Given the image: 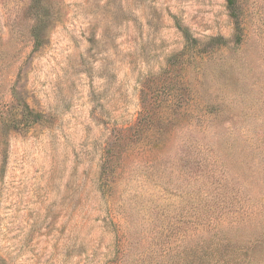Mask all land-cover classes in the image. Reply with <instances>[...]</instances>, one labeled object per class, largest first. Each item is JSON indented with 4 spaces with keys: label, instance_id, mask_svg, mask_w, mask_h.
<instances>
[{
    "label": "rangeland",
    "instance_id": "374dc122",
    "mask_svg": "<svg viewBox=\"0 0 264 264\" xmlns=\"http://www.w3.org/2000/svg\"><path fill=\"white\" fill-rule=\"evenodd\" d=\"M237 4L241 46L227 0H0V264H206L205 205L264 211V0Z\"/></svg>",
    "mask_w": 264,
    "mask_h": 264
},
{
    "label": "trees",
    "instance_id": "16d2710c",
    "mask_svg": "<svg viewBox=\"0 0 264 264\" xmlns=\"http://www.w3.org/2000/svg\"><path fill=\"white\" fill-rule=\"evenodd\" d=\"M227 8L231 19L235 24L234 33V44L241 46L244 40L242 35V29L240 27L239 20V6L237 0H227ZM183 36L187 43L191 45H196L197 41L183 30ZM213 43H216V49L227 47V44L221 42V39H211ZM40 47V43L35 39V48ZM218 120V116L210 115L208 122L210 125H214L213 122ZM16 121L15 129L22 131L32 128L44 121L41 114L34 112L25 103L19 105V118ZM210 128V127H209ZM212 134V133H210ZM256 136V135H253ZM246 137L247 142H258L261 146H264V136L262 137ZM198 150L202 149V146L197 144ZM214 163H217L219 167L225 165L221 158L213 156ZM197 165H206L211 167L213 164L206 158H202V161H197ZM208 205V204H207ZM207 210L205 214L197 213V227L195 232L202 238L206 237L207 240H201V248L204 249L203 257L206 264H255L261 261L260 255L257 257L255 251L257 248H264V236L260 238H251L248 242L244 243L237 236L238 231L244 227L248 226L250 222H255L264 218V211L258 213H243L240 211H231L226 213L222 211V208L218 210H213L212 205L204 206ZM218 213V214H215ZM224 227L232 229L231 234H226L222 230ZM238 230V231H237ZM257 257V258H256Z\"/></svg>",
    "mask_w": 264,
    "mask_h": 264
}]
</instances>
